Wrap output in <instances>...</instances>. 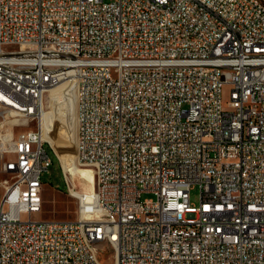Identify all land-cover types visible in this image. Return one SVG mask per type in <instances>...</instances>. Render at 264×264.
<instances>
[{
    "label": "built area",
    "instance_id": "1",
    "mask_svg": "<svg viewBox=\"0 0 264 264\" xmlns=\"http://www.w3.org/2000/svg\"><path fill=\"white\" fill-rule=\"evenodd\" d=\"M64 81L96 187L38 219ZM0 173V264H264V2L0 0Z\"/></svg>",
    "mask_w": 264,
    "mask_h": 264
},
{
    "label": "rangeland",
    "instance_id": "2",
    "mask_svg": "<svg viewBox=\"0 0 264 264\" xmlns=\"http://www.w3.org/2000/svg\"><path fill=\"white\" fill-rule=\"evenodd\" d=\"M112 1V0H106ZM264 2V0H262ZM61 84V83H60ZM59 84V85H60ZM55 86L57 92L62 91L65 88V97L68 101V107L63 109V119L61 121V133L63 135L69 134L70 129V119L72 117V110L74 109L72 103V96L70 91L68 90V82L64 81L61 86ZM63 86V87H62ZM70 93V94H68ZM230 91L228 88L224 90V97L229 98ZM44 110H49V104L44 102ZM75 110V109H74ZM74 125H75V114H74ZM34 127H37V123L33 124ZM45 139V138H44ZM45 149L49 154L52 164L48 170L44 171L42 174V181L44 182L43 188V210L39 214L36 215L38 219H49V220H73L77 217L79 202L76 196L72 195V193L68 189L67 181L64 176V164L61 160L62 155H70L75 149L74 145L70 142H59L58 149L56 151L50 146L54 147L53 143L50 140L45 139ZM80 168H90L86 166L78 165ZM66 171V170H65ZM68 173V172H67ZM69 174V173H68ZM70 178V174L68 175ZM3 177V174L0 173V179ZM71 179V178H70ZM73 182H75L76 191L84 192L85 182H80V179L76 177ZM3 188L0 186V200L3 195ZM143 199H156V196L151 193H145L142 195ZM191 202L198 205L199 204V188L194 187L191 191ZM101 260L106 263L105 256H101Z\"/></svg>",
    "mask_w": 264,
    "mask_h": 264
},
{
    "label": "bare ground",
    "instance_id": "3",
    "mask_svg": "<svg viewBox=\"0 0 264 264\" xmlns=\"http://www.w3.org/2000/svg\"><path fill=\"white\" fill-rule=\"evenodd\" d=\"M63 83V82H62ZM62 83L59 85L61 86ZM63 87V86H62ZM68 90L72 96L73 109L72 117L70 119L69 134L63 135L61 133V121L63 119V109L68 107V101L65 97V88L62 91L57 92L55 88H49L45 95V103L49 104V110H44L41 127L43 138L50 140L53 143L54 148L58 149L59 142H70L74 145L75 151L70 155H62L61 160L64 164L66 172L70 174V178L74 180L76 177L80 179V182H85L84 192L74 191V194H86L91 195L95 191V175L92 168H80L76 163V137H77V123H76V93L73 90V86L68 82ZM68 93V94H70ZM74 114H75V125H74ZM52 145V144H51ZM57 152V151H56ZM58 154V153H57ZM68 174V175H69ZM75 184V182H74ZM76 185V184H75ZM77 187V186H76Z\"/></svg>",
    "mask_w": 264,
    "mask_h": 264
}]
</instances>
